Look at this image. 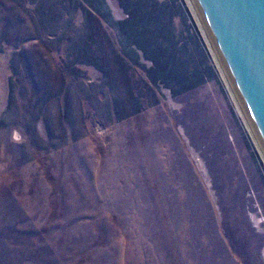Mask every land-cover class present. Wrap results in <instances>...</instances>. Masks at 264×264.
<instances>
[{"label":"rangeland","instance_id":"obj_1","mask_svg":"<svg viewBox=\"0 0 264 264\" xmlns=\"http://www.w3.org/2000/svg\"><path fill=\"white\" fill-rule=\"evenodd\" d=\"M0 264H264V153L191 0H0Z\"/></svg>","mask_w":264,"mask_h":264},{"label":"water","instance_id":"obj_2","mask_svg":"<svg viewBox=\"0 0 264 264\" xmlns=\"http://www.w3.org/2000/svg\"><path fill=\"white\" fill-rule=\"evenodd\" d=\"M264 153V0H191Z\"/></svg>","mask_w":264,"mask_h":264}]
</instances>
